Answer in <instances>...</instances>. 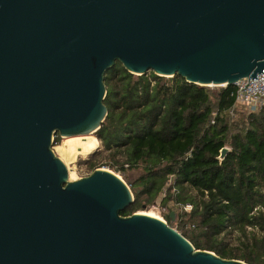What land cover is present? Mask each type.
Wrapping results in <instances>:
<instances>
[{"label": "water", "instance_id": "obj_1", "mask_svg": "<svg viewBox=\"0 0 264 264\" xmlns=\"http://www.w3.org/2000/svg\"><path fill=\"white\" fill-rule=\"evenodd\" d=\"M116 62L202 86L257 79L264 0H0V264H249L121 215L133 192L108 168L69 179L53 138L100 127Z\"/></svg>", "mask_w": 264, "mask_h": 264}, {"label": "trees", "instance_id": "obj_2", "mask_svg": "<svg viewBox=\"0 0 264 264\" xmlns=\"http://www.w3.org/2000/svg\"><path fill=\"white\" fill-rule=\"evenodd\" d=\"M104 83L107 115L94 132L102 149L88 161L91 171L123 174L134 201L120 214L161 195L171 203L165 220L195 248L264 264V107L230 112L233 85L214 92L177 74L135 75L119 62Z\"/></svg>", "mask_w": 264, "mask_h": 264}, {"label": "rangeland", "instance_id": "obj_3", "mask_svg": "<svg viewBox=\"0 0 264 264\" xmlns=\"http://www.w3.org/2000/svg\"><path fill=\"white\" fill-rule=\"evenodd\" d=\"M149 72H147L148 74ZM167 78V77H165ZM211 90L214 92L218 91L222 86L217 85H210L208 86ZM84 136H91L89 139H80L75 138L77 136H71V137H60L58 134L54 136L53 143H52V149L56 153L57 156L60 157V154L63 152L62 149L67 150L69 152L68 158H64L71 170L74 171L77 178L86 176L91 173L90 169V161H88L92 155L93 152L102 149L100 141L97 139V137L94 135V133L84 135ZM93 139V141L91 140ZM93 142L94 149L93 150H86L87 145L90 143H87L88 141ZM95 140H98V146L95 147L94 142ZM87 141V142H86ZM58 147L61 148L60 154L58 152ZM63 154V153H62ZM61 158V157H60ZM62 159V158H61ZM63 160V159H62ZM64 162V160H63ZM65 163V162H64ZM66 165V164H65ZM66 165V166H67ZM107 168V167H105ZM113 171V170H112ZM69 173V172H68ZM116 174L120 175L123 178V174L120 172H115ZM125 177L131 181L132 175L130 172L125 173ZM124 179V178H123ZM126 182V181H125ZM162 206L166 207L164 210H162ZM171 207V203L163 204L162 196L160 195L156 201L152 204H143L139 209H137L134 212H155L160 218L165 220L164 214L167 213L168 208ZM166 221V220H165ZM175 227V226H174Z\"/></svg>", "mask_w": 264, "mask_h": 264}, {"label": "built area", "instance_id": "obj_4", "mask_svg": "<svg viewBox=\"0 0 264 264\" xmlns=\"http://www.w3.org/2000/svg\"><path fill=\"white\" fill-rule=\"evenodd\" d=\"M245 89L240 90L245 85ZM231 96L234 97V104L230 110L237 104H244L246 108L250 111H256L264 107V72L257 74V79L247 78L236 81L233 85V91ZM180 210L188 211L191 209L190 204H177ZM166 207L162 206V210ZM162 219V218H161Z\"/></svg>", "mask_w": 264, "mask_h": 264}, {"label": "bare ground", "instance_id": "obj_5", "mask_svg": "<svg viewBox=\"0 0 264 264\" xmlns=\"http://www.w3.org/2000/svg\"><path fill=\"white\" fill-rule=\"evenodd\" d=\"M68 138V137H67ZM75 138H80V139H90L91 138V136H84V135H80V136H77V137H75ZM92 141H93V139H91ZM87 142V141H86ZM87 143H90V144H88L87 145V148H86V150H88V149H90V150H93L94 149V146H93V142H91L90 140L87 142ZM94 145H95V147H97L98 146V140H95V142H94ZM60 150H61V148H59L58 147V152H59V154H60ZM62 153L60 154V157L64 160V162H65V164L67 165V163L68 162H66L65 161V157L66 158H68V156H69V152L67 151V150H64V149H62ZM67 167V169H68V172H69V179L70 180H74V179H76L77 178V176H76V174L74 173V171L73 170H71L70 168H69V166L67 165L66 166ZM142 213H145V214H148V215H151V216H156V217H159L155 212H148V211H146V212H142ZM160 218V217H159Z\"/></svg>", "mask_w": 264, "mask_h": 264}]
</instances>
